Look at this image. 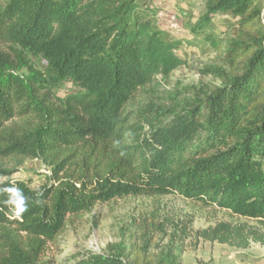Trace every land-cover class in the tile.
<instances>
[{"label":"trees","instance_id":"1","mask_svg":"<svg viewBox=\"0 0 264 264\" xmlns=\"http://www.w3.org/2000/svg\"><path fill=\"white\" fill-rule=\"evenodd\" d=\"M205 1L185 15L184 39L156 24L153 0L0 1V177L40 160L52 181L0 183V264H42L70 223L117 199L177 196L246 221L199 240L264 246V0ZM205 47L223 61L210 70L221 85L170 96L168 111L132 109ZM128 245L78 264H141Z\"/></svg>","mask_w":264,"mask_h":264},{"label":"rangeland","instance_id":"2","mask_svg":"<svg viewBox=\"0 0 264 264\" xmlns=\"http://www.w3.org/2000/svg\"><path fill=\"white\" fill-rule=\"evenodd\" d=\"M150 5L158 11L156 24L170 29L175 39H184L187 37L185 15L202 14L206 1L153 0ZM222 37L228 38L231 34ZM181 57L186 65L167 78L157 77L152 85L139 92L132 109L148 107L151 111H168L173 106L171 97L191 99L197 93L206 95L221 85L220 80L210 72L214 68L225 69L222 59L214 51L208 47L189 49ZM35 66L39 70L44 68L41 63ZM14 74L22 80L29 76L26 70ZM72 91V85L66 83L54 93L64 99ZM8 166L9 170L16 169L14 162L8 163ZM50 176L51 169L40 160H29L12 176L0 177V183L7 179L13 183L27 181L32 190H38L45 185L50 186ZM221 222L246 221L177 196L117 199L96 206L81 221L70 223L57 244L49 249L42 264H78L81 255L100 253L106 251L109 245L121 242L131 244L130 248L138 252L141 264H264V246L260 244H252L248 250H237L198 239L200 230Z\"/></svg>","mask_w":264,"mask_h":264},{"label":"clouds","instance_id":"3","mask_svg":"<svg viewBox=\"0 0 264 264\" xmlns=\"http://www.w3.org/2000/svg\"><path fill=\"white\" fill-rule=\"evenodd\" d=\"M20 203L22 204V198H21V201H20ZM20 210L22 211V210H23V208H21Z\"/></svg>","mask_w":264,"mask_h":264},{"label":"built area","instance_id":"4","mask_svg":"<svg viewBox=\"0 0 264 264\" xmlns=\"http://www.w3.org/2000/svg\"><path fill=\"white\" fill-rule=\"evenodd\" d=\"M172 19H175L174 17Z\"/></svg>","mask_w":264,"mask_h":264}]
</instances>
